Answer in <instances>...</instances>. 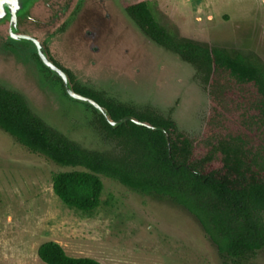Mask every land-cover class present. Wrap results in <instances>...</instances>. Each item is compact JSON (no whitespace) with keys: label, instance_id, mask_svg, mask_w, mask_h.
<instances>
[{"label":"trees","instance_id":"1","mask_svg":"<svg viewBox=\"0 0 264 264\" xmlns=\"http://www.w3.org/2000/svg\"><path fill=\"white\" fill-rule=\"evenodd\" d=\"M128 10L156 42L196 69L209 101L198 134L180 130L153 108L102 102L112 119L133 116L155 128L130 120L113 127L102 117L113 151L88 150L33 113L20 93L1 85L0 129L29 151L72 168L53 177L54 192L69 207L83 212L99 207L104 175L184 207L216 246L221 264H253L264 252V63L179 37L147 0ZM38 256L46 264H104L70 256L55 241L42 243Z\"/></svg>","mask_w":264,"mask_h":264},{"label":"rangeland","instance_id":"2","mask_svg":"<svg viewBox=\"0 0 264 264\" xmlns=\"http://www.w3.org/2000/svg\"><path fill=\"white\" fill-rule=\"evenodd\" d=\"M147 1L179 37L264 63V0ZM157 62L151 59V72L143 85L135 86L136 94H146L154 108L173 109L183 131L198 134L209 101L197 72L190 75L168 58L160 71ZM74 68L81 71L82 66ZM89 132L81 142L113 149L111 142ZM70 169L29 151L0 129V264H46L38 247L47 241L61 244L70 256L104 264H221L199 221L167 198L142 194L101 175L100 206L91 212L69 207L54 192L53 177ZM253 264H264L263 251Z\"/></svg>","mask_w":264,"mask_h":264},{"label":"flooded vegetation","instance_id":"3","mask_svg":"<svg viewBox=\"0 0 264 264\" xmlns=\"http://www.w3.org/2000/svg\"><path fill=\"white\" fill-rule=\"evenodd\" d=\"M130 5L122 0H38L19 25H0V85L12 91L22 86L38 98L48 97L73 132L90 128L106 142L102 117L111 126V121L135 117L112 119L102 102L153 108L177 123L173 109L154 108L146 94H136L135 86L143 85L151 72V59H157L156 68L162 71L167 58L135 33L124 14L134 19ZM74 65L82 66L81 71ZM78 96L94 100L108 115Z\"/></svg>","mask_w":264,"mask_h":264},{"label":"water","instance_id":"4","mask_svg":"<svg viewBox=\"0 0 264 264\" xmlns=\"http://www.w3.org/2000/svg\"><path fill=\"white\" fill-rule=\"evenodd\" d=\"M38 0H0V25L6 23V22H14L15 25H19L22 20L28 18L29 11L31 7L37 2ZM126 16V20L129 22V24L134 29L135 33L140 36V38L145 41L150 47L155 48L158 50L159 53L165 55L170 61H172L175 65L179 66L184 72H188L190 75H192L193 72H196V69L187 61L183 60L177 53L167 49L166 47L159 45L149 35H147L141 27L138 25V23L130 16L128 13H124ZM50 65V64H49ZM52 66V65H51ZM53 67V66H52ZM60 72V71H59ZM61 73V72H60ZM62 74V73H61ZM63 75V74H62ZM64 77V75H63ZM10 89V87L8 88ZM13 91H17L20 93L24 99L26 100L28 107L32 110L33 113L37 114L39 117H41L47 124L52 126L53 128L57 129L60 133L65 135L69 140L74 141L78 144H81L82 136H84L83 140L88 136L89 129H83L77 132H73L67 125L63 123V121L59 117L58 110H55L48 97L43 96L42 98H38L32 93H30L27 89H25L22 86H19L18 88H14ZM198 93V96L200 94L199 89L196 90ZM72 93V91H70ZM207 95V93H205ZM73 95H75L73 93ZM76 96V95H75ZM83 100L90 101L99 111H102L106 116L108 115V111L100 106L98 103H96L94 100L78 96ZM133 122H135L138 125H143L150 127L154 129L155 127L153 125H150L146 121H141L135 118H130ZM122 119L117 121H111V124L113 126H117L120 123H122ZM177 126L180 130H183L180 124L177 122ZM167 141L169 144V137L168 133L165 132ZM82 148H85L83 145H81ZM88 150H97L100 151L97 147H89L85 148Z\"/></svg>","mask_w":264,"mask_h":264}]
</instances>
